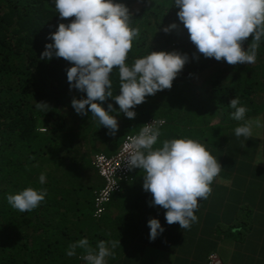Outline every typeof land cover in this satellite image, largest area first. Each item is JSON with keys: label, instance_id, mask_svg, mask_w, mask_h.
I'll list each match as a JSON object with an SVG mask.
<instances>
[{"label": "trees", "instance_id": "obj_1", "mask_svg": "<svg viewBox=\"0 0 264 264\" xmlns=\"http://www.w3.org/2000/svg\"><path fill=\"white\" fill-rule=\"evenodd\" d=\"M115 2L129 8L132 26L140 30L126 63L151 51H177L189 60L171 89L136 106L135 119L119 115V106L105 100V110L111 103L117 111L110 113L119 124L112 136L90 112L79 115L71 107L73 98H86L69 89L66 71L73 65L63 58H40L45 44L52 43L46 37L74 17L60 20L51 0H0V264H84L82 249H76L73 257L66 255L70 244L86 238L95 248L101 240L116 245L126 237L114 227L120 220L105 215L110 202L104 214L94 216L95 194L102 185L92 159L96 154L114 155L122 141L139 133L149 120L165 121L161 140L188 137L205 145L222 167L213 183L230 169L241 170L250 157L244 152L252 154L258 146L254 138L235 136L241 122L231 119L234 110L229 105L238 97L248 109L246 119L262 117L264 122V42L255 64L229 65L198 53L173 0ZM173 23L177 28L166 34L163 29ZM251 39L245 41V49ZM111 79L115 96L118 69ZM36 102L47 103L49 109L37 110ZM262 131L264 140V127ZM136 172L140 169H133L121 182L119 193ZM41 173L46 174L43 185L38 179ZM28 187L47 190L41 205L29 213L11 208L6 195ZM116 249L108 264H116L117 259L129 264L133 250Z\"/></svg>", "mask_w": 264, "mask_h": 264}, {"label": "clouds", "instance_id": "obj_2", "mask_svg": "<svg viewBox=\"0 0 264 264\" xmlns=\"http://www.w3.org/2000/svg\"><path fill=\"white\" fill-rule=\"evenodd\" d=\"M60 20L73 18L69 23H59L49 34L40 58H63L73 66L66 71L69 89L86 94V98L71 101V107L79 115L96 117L99 124L115 136L119 131L117 116L110 115L103 102L111 99L119 106V112L135 119L136 106L145 103L146 97L171 89L177 74L182 71L189 57L177 51L155 52L126 63L133 42L140 30L132 26V14L127 6L115 0H51ZM177 17L187 29L190 41L205 58L224 60L229 65H253L257 62L258 49L264 42V0H173ZM173 23L163 29L167 34L176 29ZM251 37L247 48L245 41ZM118 69L119 94L113 96L111 74ZM231 119L241 122L234 129L237 138L245 140L253 134V128L264 127L259 117L246 119L247 107L238 97L230 101ZM37 110L49 109L45 102L35 103ZM87 108V110H86ZM117 112V111H116ZM164 120L153 121L140 127L139 133L128 137L125 165L131 171L143 170V190L152 194L150 207L161 206L166 210L168 225L178 223L181 229H189L198 221L195 214L199 202L212 192L211 185L222 167L199 141L192 138L163 139L161 128ZM159 145V146H157ZM41 185L46 174L39 176ZM47 196V190L28 187L6 195L8 205L29 213L38 208ZM149 239L154 241L164 232L160 221L152 218L147 225ZM120 244V243H119ZM111 245V246H109ZM114 242L99 241L95 248L88 239L81 238L69 245L68 257L82 249L80 259L84 264H108L113 257Z\"/></svg>", "mask_w": 264, "mask_h": 264}, {"label": "crops", "instance_id": "obj_3", "mask_svg": "<svg viewBox=\"0 0 264 264\" xmlns=\"http://www.w3.org/2000/svg\"><path fill=\"white\" fill-rule=\"evenodd\" d=\"M262 130L253 128L250 138L258 141V146L252 154L244 152L250 154L247 165L234 173L230 169L212 183L211 195L199 202L195 213L198 221L189 229H181L178 223L168 225L166 210L149 206L152 194L143 190L142 170L136 172V177L123 185L124 191L112 197L105 213L107 218H118L114 227L126 234L115 249L133 250L129 264H208L211 254L217 255L222 264H264ZM152 218L164 228L154 241L149 239L147 226ZM118 260L116 264H124Z\"/></svg>", "mask_w": 264, "mask_h": 264}, {"label": "built area", "instance_id": "obj_4", "mask_svg": "<svg viewBox=\"0 0 264 264\" xmlns=\"http://www.w3.org/2000/svg\"><path fill=\"white\" fill-rule=\"evenodd\" d=\"M153 121L149 120L146 124H151ZM137 134L129 136H135ZM129 136L122 141L118 151L114 155L106 156L104 154H96L93 156L92 165L103 181L102 188L95 194V217H100L104 214L106 205L114 195L120 192L121 182L126 181L132 171L125 165L128 152L125 144L129 142ZM208 264H222V262L217 255L211 254L208 257Z\"/></svg>", "mask_w": 264, "mask_h": 264}]
</instances>
